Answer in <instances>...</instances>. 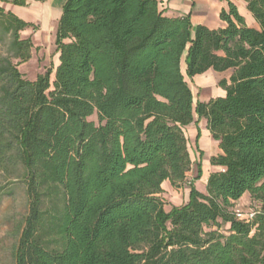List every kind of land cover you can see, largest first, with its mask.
<instances>
[{
  "label": "trees",
  "instance_id": "1",
  "mask_svg": "<svg viewBox=\"0 0 264 264\" xmlns=\"http://www.w3.org/2000/svg\"><path fill=\"white\" fill-rule=\"evenodd\" d=\"M243 1L259 30L232 3L209 30L155 0H68L60 64L31 81L20 33L35 26L2 6L26 1L0 0V172L29 197L16 264H264V0ZM185 55L190 79L232 71L225 97L194 105ZM195 115L221 170L202 193L199 166L189 202L167 212L163 184L182 188L193 167ZM245 194L257 214L238 220Z\"/></svg>",
  "mask_w": 264,
  "mask_h": 264
},
{
  "label": "crops",
  "instance_id": "2",
  "mask_svg": "<svg viewBox=\"0 0 264 264\" xmlns=\"http://www.w3.org/2000/svg\"><path fill=\"white\" fill-rule=\"evenodd\" d=\"M24 1H26L25 6H14L12 4H5V6L8 11H11L25 22L31 23L39 21L45 23L47 26L57 25L58 27L63 14V8L68 0ZM155 1L159 3V8L163 11L164 16L169 18L189 17L194 28L203 26L209 30H219L227 26L226 23L221 20L220 15L223 10H228L229 4L232 3L238 8L240 15L245 19L248 27L257 30L260 29L259 24L253 15L248 11L247 4L243 0ZM183 75L191 88L194 97V105L196 106L199 102L209 103L213 99L225 97L226 92L219 86V83L222 80H229L232 76V71H226L223 73L208 71L207 73L195 76L192 79L187 77L186 71L183 72ZM184 132L188 139V145L193 143L199 155V159L196 161V167L197 173L199 166L202 170V179L200 181L207 185L210 175L213 172L221 170L220 168L213 167L211 165V159L222 154L220 144L213 139L208 129L207 119L199 118L198 115H195L194 122L187 126L184 129ZM197 182H194L195 186ZM169 187H172L170 182L167 181L163 184V190L165 192ZM189 199L190 188L188 201L185 204L189 202ZM242 200L252 203L249 194H245L240 201ZM239 202L236 203L235 208L238 207Z\"/></svg>",
  "mask_w": 264,
  "mask_h": 264
},
{
  "label": "rangeland",
  "instance_id": "3",
  "mask_svg": "<svg viewBox=\"0 0 264 264\" xmlns=\"http://www.w3.org/2000/svg\"><path fill=\"white\" fill-rule=\"evenodd\" d=\"M2 6L7 10L5 4ZM31 23L34 24L35 28H28L20 33L21 39H32L34 47L31 58L27 62L19 64L18 69L26 79L35 81L39 75L44 74L52 67H54L55 74V70L60 64V54L57 53L56 46L57 25L47 26L39 21ZM6 49L7 47L4 46L2 52L5 53ZM185 59L186 57L182 61V72L186 71ZM14 64H18V61L15 60ZM54 74L51 77L52 82L54 81ZM89 120L98 122L96 115ZM188 149L193 167L187 175L186 184L182 188L169 187L166 192L164 191L162 198L165 201L167 212L173 206H182L188 201L189 183L197 175L196 161L199 159V155L193 143L188 145ZM196 187L198 191L206 193V185L202 181H198ZM251 208V202L242 200L235 210L248 213ZM28 214L29 197L26 183L22 179H8L0 172V264H16L14 251ZM228 228L229 226H223L220 232L227 234Z\"/></svg>",
  "mask_w": 264,
  "mask_h": 264
},
{
  "label": "built area",
  "instance_id": "4",
  "mask_svg": "<svg viewBox=\"0 0 264 264\" xmlns=\"http://www.w3.org/2000/svg\"><path fill=\"white\" fill-rule=\"evenodd\" d=\"M235 213L238 220L253 219L257 214V209L251 208L248 213H243L239 210H235Z\"/></svg>",
  "mask_w": 264,
  "mask_h": 264
}]
</instances>
